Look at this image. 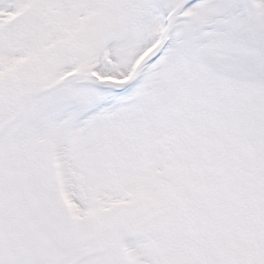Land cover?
I'll use <instances>...</instances> for the list:
<instances>
[{
  "label": "snow or ice",
  "instance_id": "snow-or-ice-1",
  "mask_svg": "<svg viewBox=\"0 0 264 264\" xmlns=\"http://www.w3.org/2000/svg\"><path fill=\"white\" fill-rule=\"evenodd\" d=\"M0 264H264V0H0Z\"/></svg>",
  "mask_w": 264,
  "mask_h": 264
}]
</instances>
